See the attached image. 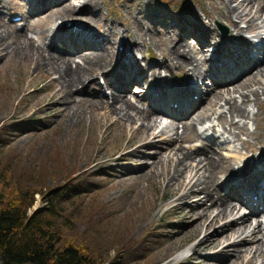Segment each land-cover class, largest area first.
<instances>
[{
  "label": "rangeland",
  "instance_id": "374dc122",
  "mask_svg": "<svg viewBox=\"0 0 264 264\" xmlns=\"http://www.w3.org/2000/svg\"><path fill=\"white\" fill-rule=\"evenodd\" d=\"M0 1L6 4L4 8L0 7V30H7L10 24L16 28V30L11 28V36L4 35L0 43L13 47L18 46L20 50L26 45L32 47L34 43L40 46L39 42L47 47L48 44L42 43L41 39L46 43L52 42L54 39L52 34L57 32L55 29L58 25L74 21V19L70 20L72 19L70 16L49 18L58 9L64 8L62 6L54 7V11L43 14L47 8L32 11L35 2L26 6L25 0ZM97 1L93 9L94 18L99 20V27L106 26L108 31L98 27L100 34L94 36L92 40H103L104 38L103 41H107L109 45L117 40L114 47L116 59L120 58V52L123 49L120 39L126 36L124 33L128 28L133 30L132 20L136 18L141 21L145 29L153 30L160 35L163 31L171 33L170 27L175 21H177L176 24H180L183 23L182 18H190L193 14H197L211 27L217 29L228 42L229 40L238 41L232 23L224 18L215 17L210 21L206 17V13L213 10V5L217 0ZM78 2V0H69L65 2V5L69 6ZM154 10L161 14L152 15ZM10 13L26 15L27 19L12 22L6 17ZM88 13L86 10L79 12L83 15ZM237 21L243 30V36L252 40L257 39L260 32L257 28V31L256 29L248 30L245 21L238 19ZM77 23L80 21L78 20ZM95 28H97L96 25ZM46 31L50 34L48 39H45ZM256 32L258 36H255ZM24 36L30 39L29 43L25 42ZM260 39L264 40V34ZM155 41L160 43L161 38L156 36ZM188 41L191 46L198 44L192 36H188ZM207 45L205 44V51L208 58L217 63L218 53L209 51ZM157 47L158 44L152 43L137 55L148 69L158 67L161 68L162 74L166 75L164 68L160 65L162 56ZM69 48L70 50L65 52L66 50L59 46L53 51L72 55L77 62H82L74 45L71 44ZM213 48L215 49L214 46H209L210 50ZM2 49L3 47H0V50ZM96 49H98L97 46ZM196 56L199 60L202 57L200 54ZM193 62L194 65L199 62L201 70L207 69L209 64L208 62L206 65L203 61ZM260 64L264 66V55ZM255 73L256 71L248 75ZM263 76L264 71L258 76L261 81L253 87L259 89V100L263 106L256 105L253 94L250 95L251 101L246 105L248 109L259 112L258 120L253 117L233 118L246 126L248 130L247 133L241 134V140L238 141L227 132L232 119L225 100L229 95L225 92V98L219 100L212 109L207 110L206 107L208 99L212 97L210 90L213 87L224 89L227 86L233 87V84L218 86L210 76L203 72L189 77L186 73L174 74V79L178 83L177 93L183 94L186 80L199 83L198 88H195L201 96V99L197 100L198 103L200 102L197 109L199 114L208 112L209 116L205 122L198 124V129L204 132L201 134L202 137L180 140L182 146L186 150L193 145L202 147L204 139L206 144L208 143L210 147L215 148L229 160L236 158V162H240L243 155L249 152L254 135H258L263 126ZM51 77L54 78L56 75ZM138 79L141 78L138 77ZM89 80H95L99 86L90 83L86 87L87 94H82V97L96 98L108 89V95H104L109 98L111 92L114 91L106 86L105 78L101 75L90 76ZM49 81L50 77L45 74V69L36 70L34 61L31 59H22L15 52L0 51V156H2V163L6 164L5 167L10 169L9 175L14 174L13 181L18 178L22 186L28 184L34 188H41L40 192H35L33 204L28 208V213L31 214L36 207L50 206L48 199L44 200L43 193L49 187L59 186L67 183V179H71L72 182H82L83 185L90 186L94 190L84 195L65 199V206L71 213L69 215L75 219L73 223L68 220L61 223L65 227V237L67 241L83 242L89 239L92 247L97 246L98 243L105 249L106 256H108L106 261H110L109 264H219L218 261L228 264L229 255H232L234 248H230L221 256H212L214 253L212 248L194 249L204 232L198 234L193 229H188V222H185L188 212L176 206L177 202L174 201L173 192L167 187L166 173L161 168L164 162L158 167H149L155 161L154 155L165 151L168 142L178 137V131L182 133L183 123L181 121H185L187 116L173 118L159 113L161 124L154 130L157 132L161 130L162 136L156 140L154 144L156 147L144 148L140 153L130 152L134 144L145 142L142 138L145 133H135L133 126L128 123L123 127L116 124V116L106 119L90 112V107L84 101L76 103L81 97L78 96L79 93H73L71 99L62 106L53 102L52 96L58 94L61 84L54 82L50 86ZM143 83L142 81L141 85ZM149 83L145 84L144 91L137 83L131 84L128 89V96L140 107L149 106L152 102V98L148 100L147 95L144 94L148 91L146 88H149ZM237 89L232 91V97H237L238 103H241L240 95L242 89L245 91L246 88L237 87ZM135 95L141 97L138 102ZM81 112L83 114L79 116ZM233 131L239 132L237 128ZM227 138L230 142H225ZM243 141L246 143L243 144ZM257 146L260 149L264 148L261 144ZM168 154L169 152L166 155ZM144 155L145 157L140 159ZM189 161L191 165L197 163L193 159ZM225 174L228 173H221L219 180L224 187V193L228 191L231 183ZM198 199H192L190 202ZM245 211L248 212L249 209L246 208ZM261 220L263 221L261 232H256L255 236H237L235 239L241 240L245 237L248 241H253L263 238L264 216ZM183 249L186 251L179 254ZM251 255L250 252L244 253V257L237 264H246ZM256 264L261 263L258 260Z\"/></svg>",
  "mask_w": 264,
  "mask_h": 264
},
{
  "label": "bare ground",
  "instance_id": "6f19581e",
  "mask_svg": "<svg viewBox=\"0 0 264 264\" xmlns=\"http://www.w3.org/2000/svg\"><path fill=\"white\" fill-rule=\"evenodd\" d=\"M67 1L69 0H37L34 5V12L47 8L43 14L54 11V7L62 6L64 8L58 9L49 18L70 16L72 17L70 20L74 19L70 28L66 23L57 27V32L52 34V38L54 37L52 42L46 43L41 39L42 43L48 44L47 48L42 46L40 42V46L34 43L32 47L26 45L22 50L18 49V46L13 47L0 43V47H3L0 51L15 52L22 59H31L34 61L36 70L45 69V74L50 77V86L54 82L61 84L58 94L52 96L53 102L62 106L71 99L73 93H79L78 96L81 97L76 103L84 101L90 107V112L99 114L106 119L116 116V124L123 127L128 123L133 126L135 133H145L142 137L145 142L134 144L130 152L140 153L144 148L156 147L154 145L156 140L162 136L161 130L159 132L154 130L161 124L159 113L164 111L162 102L164 99H168V96L173 97L172 101L174 102L168 110L173 113L180 109L186 112V114H182V117L187 116L185 121H181L183 131L182 133L178 131V137L173 138L172 142H168L165 151H160L154 155L155 161L149 167H158L164 162L161 168L166 173L167 187L173 192L174 201L177 202L176 206H179L182 211L188 212L185 219V222H188V229H193L198 234L204 232L194 249L212 248L214 249L212 256H221L230 248H234L232 255H229V263H239L244 257V253L250 252L252 255L247 259L246 264H256L258 260L264 264V236L253 241L245 239L248 235L255 236L256 232L262 231L263 221L261 217L264 216V205L262 207L260 205L262 204L261 198H264V148L260 149L257 145L264 146V121L258 135H254L251 146L254 156L243 155L240 162H236V158L229 160L215 148L210 147L208 143L206 144L204 139L202 140V147L186 150L180 140L201 138L202 133L198 129V124L205 122L209 116L208 112L199 114L197 108L200 102L195 101L193 97L194 88L190 83L185 81L186 87L181 94L175 92L178 83L174 79V74L177 73H186L189 77L197 76L203 72L210 77L222 76L223 80L216 83L218 86L233 84V87L227 86L224 89L213 87L210 90L212 97L208 99V106L206 107L207 110L212 109L219 100L225 98L226 92L229 97H226L225 100L229 106L228 113L232 118L227 132L236 140H241V134L248 132L247 127L233 118L249 119L253 117L258 120L259 112L248 109L246 105L251 101L250 95L253 94L256 105L258 107L263 106L259 100V89L253 87L261 81L258 76L263 73L264 66H261L260 60L258 63L246 61L252 46L256 42L243 36V30L237 19L245 21L248 30L264 27V0H217L213 5V10L206 13V17L210 21L216 17L218 19L224 18L232 23L238 41L229 40L228 42L217 29L211 27L197 14H193L190 18H182L183 23L180 24H176L177 21H175L170 27L171 33L163 31L160 35H157L153 30L145 29L137 18L133 19L131 26L133 30L128 28L124 33L126 36H122L120 39L123 49L118 59L115 58L114 50L117 40L112 45L99 39L92 40L94 36L100 34L98 31L99 20H95L93 14V9L98 1L78 0L77 4L74 3L69 6L65 5ZM5 6L6 4L0 1V7L4 8ZM82 10L89 13L87 15L79 14ZM160 14L154 10L152 15L158 16ZM78 20L80 21L78 26L80 30L77 31L74 30V25ZM11 28L16 30L13 24H10V28L4 30L5 32L0 30V42L4 39V35L11 36ZM99 28L108 31L106 26ZM45 34V39H48L49 32L46 31ZM112 35L115 34L112 33ZM156 36L161 38L160 43L155 41ZM188 36L195 37L198 44L191 46ZM68 39L75 43L74 49L77 50L78 57L82 62H77L72 55L53 51L59 46L66 50L65 44ZM24 40L27 43L30 42L27 36H24ZM152 43L158 44L157 48L162 56L160 65L164 68L166 75L162 74L161 68L148 69L137 55ZM205 44H208V49L209 46L215 47L213 52L218 53L217 60L223 61L224 57L231 58L235 64V70L228 66L226 69H222L227 65L226 62H222L221 65L213 68L211 63L214 62L208 58ZM27 49L30 51H26ZM262 49H264L263 42ZM196 54L202 56L200 60ZM193 61H203L206 65L209 62V64L207 69L201 70L199 62L194 65ZM187 67L189 68L185 72ZM255 71V74L248 75ZM52 75H56V77L52 78ZM97 75L103 76L106 86L114 90L110 97L106 98L105 95L96 98L82 97V94H87L86 87L90 83L94 86L97 84L95 80H89L90 76ZM138 77L141 78V81ZM142 81L144 83L141 85ZM134 83H137L142 91L145 90L147 83L150 84V87L155 86V90L159 92L157 96L153 97L149 91L144 92L148 99L154 98L151 105L140 107L128 96V89ZM97 85L99 86V84ZM165 85L170 86V88H166ZM237 87L246 88L245 91L242 89L241 103H238L237 97H232V91L238 90ZM186 96L187 98L184 100ZM140 98L139 95H135L137 102ZM174 103H177L176 107L173 106ZM82 114L83 112L79 116ZM221 118L223 117L221 116ZM172 125L176 124L172 123ZM234 128H237L239 132H234ZM228 140L227 138L225 142ZM245 143L246 141H243V144ZM168 152L169 154L166 155ZM144 157L145 155L140 159ZM190 159L197 161L196 165H191ZM221 173H228L227 176L232 178L226 193L223 192L224 187L219 183ZM260 188L262 191L258 194ZM192 199L198 200L190 202ZM244 207H248L250 211L244 213L242 211ZM217 225L218 227H216ZM252 226L253 228H251ZM212 228L214 229L209 232ZM243 235L245 237L241 240L235 239L237 236ZM218 262L219 264H227Z\"/></svg>",
  "mask_w": 264,
  "mask_h": 264
},
{
  "label": "trees",
  "instance_id": "16d2710c",
  "mask_svg": "<svg viewBox=\"0 0 264 264\" xmlns=\"http://www.w3.org/2000/svg\"><path fill=\"white\" fill-rule=\"evenodd\" d=\"M2 162L0 156V264H109L102 246H90L89 239L67 241L61 224L75 220L65 199L94 189L67 179V183L51 186L43 193L50 206L29 214L34 194L41 188L22 186L18 178L13 181L14 174L9 175L10 169Z\"/></svg>",
  "mask_w": 264,
  "mask_h": 264
}]
</instances>
